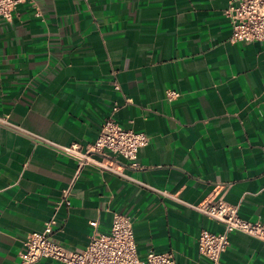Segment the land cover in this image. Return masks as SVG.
<instances>
[{"label":"crops","instance_id":"0c3cea01","mask_svg":"<svg viewBox=\"0 0 264 264\" xmlns=\"http://www.w3.org/2000/svg\"><path fill=\"white\" fill-rule=\"evenodd\" d=\"M231 1L35 0L0 20V118L17 126L0 122V264H20L27 235L52 217L55 240L81 250L92 221L107 233L129 215L139 256L171 252L177 264H213L198 236L224 230L185 202L223 197L264 222V40H230ZM108 118L150 137L137 167L116 157L132 179L78 174L49 143L86 148ZM229 239L219 264H264L262 240Z\"/></svg>","mask_w":264,"mask_h":264},{"label":"built area","instance_id":"2783aa9c","mask_svg":"<svg viewBox=\"0 0 264 264\" xmlns=\"http://www.w3.org/2000/svg\"><path fill=\"white\" fill-rule=\"evenodd\" d=\"M26 2L35 3V0H0V20L11 21L18 5ZM225 13L231 23L232 42L264 40V0H232ZM179 95L175 90L167 92L170 100ZM114 110H117V106ZM0 122L17 127L7 117L0 118ZM149 142L150 137L145 132L123 128L114 118H108L97 139L86 148L77 143H49L61 154L78 160V174L83 167L93 166L100 171L132 179L116 157H122L131 167H137L135 160L138 152ZM72 185L63 193L62 203L66 205L71 204ZM161 193L182 201L175 194L166 191ZM185 203L209 219L224 224L223 232L203 229L198 236L199 252L213 264L220 263L223 253L229 247V235L232 232L238 231L264 242V222L242 218L239 206L229 203L223 197L203 200L197 204ZM97 223L91 222L94 232L85 249L69 250L55 240L54 227L57 219L52 217L46 222L44 230L27 235L20 253V264H34L41 258H50L61 264H177L176 257L171 252L151 250L145 258L139 256L133 221L129 215L115 213L112 227L107 233L99 231Z\"/></svg>","mask_w":264,"mask_h":264}]
</instances>
